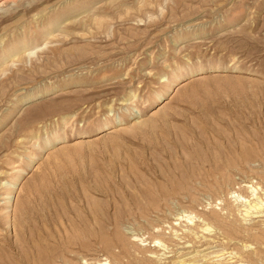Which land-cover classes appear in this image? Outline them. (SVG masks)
Returning a JSON list of instances; mask_svg holds the SVG:
<instances>
[{
	"label": "rangeland",
	"instance_id": "1",
	"mask_svg": "<svg viewBox=\"0 0 264 264\" xmlns=\"http://www.w3.org/2000/svg\"><path fill=\"white\" fill-rule=\"evenodd\" d=\"M263 113L264 0H0V264H264Z\"/></svg>",
	"mask_w": 264,
	"mask_h": 264
},
{
	"label": "bare ground",
	"instance_id": "2",
	"mask_svg": "<svg viewBox=\"0 0 264 264\" xmlns=\"http://www.w3.org/2000/svg\"><path fill=\"white\" fill-rule=\"evenodd\" d=\"M259 114H256V116H258ZM256 116H252V117H249L248 119L250 120V121H254V119H256ZM262 117V119H263V117H264V113H263V115L261 116ZM258 118V117H257ZM230 147H232L231 145H230ZM214 163H217L218 162V159H217V157L216 156H214L213 157V160H212ZM226 162H228V163H230L229 161H226ZM177 168H179V170L181 171V173H182V168L181 167H177ZM171 174H170V176L169 177H171V176H174V172H170ZM107 194L109 195V196H116V193L113 191V193L112 194H110V193H108L107 192ZM144 194H146V192H144ZM135 199V201H138V198H134Z\"/></svg>",
	"mask_w": 264,
	"mask_h": 264
}]
</instances>
